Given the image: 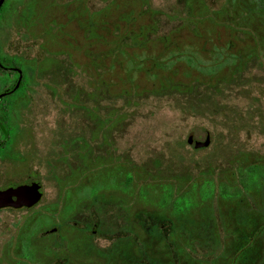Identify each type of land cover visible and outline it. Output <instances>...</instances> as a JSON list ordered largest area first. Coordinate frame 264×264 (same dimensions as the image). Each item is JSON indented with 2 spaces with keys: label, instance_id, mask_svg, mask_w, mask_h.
Masks as SVG:
<instances>
[{
  "label": "rangeland",
  "instance_id": "rangeland-1",
  "mask_svg": "<svg viewBox=\"0 0 264 264\" xmlns=\"http://www.w3.org/2000/svg\"><path fill=\"white\" fill-rule=\"evenodd\" d=\"M0 63V264H264V0H3Z\"/></svg>",
  "mask_w": 264,
  "mask_h": 264
},
{
  "label": "water",
  "instance_id": "water-1",
  "mask_svg": "<svg viewBox=\"0 0 264 264\" xmlns=\"http://www.w3.org/2000/svg\"><path fill=\"white\" fill-rule=\"evenodd\" d=\"M3 0H0V6ZM187 143H193L195 149L204 148L209 145V135L205 137L204 141H197L189 134L186 138ZM41 199L40 185L36 182L26 184H19L14 187H7L0 190V209L4 207H31L39 202Z\"/></svg>",
  "mask_w": 264,
  "mask_h": 264
},
{
  "label": "flooded vegetation",
  "instance_id": "flooded-vegetation-1",
  "mask_svg": "<svg viewBox=\"0 0 264 264\" xmlns=\"http://www.w3.org/2000/svg\"><path fill=\"white\" fill-rule=\"evenodd\" d=\"M7 72V67H4L1 63H0V74H2V75H6V72ZM14 70H15V68H14ZM16 72H17V74L19 75V70H17L16 69ZM3 77V76H2ZM5 79H6V76L4 77ZM19 81H20V78L18 79V85H19ZM17 84H16V88H17ZM15 88V87H14ZM11 91V90H10ZM10 91H7V90H3V91H0V100H1V97L2 96H4V95H7V93L9 94L10 93ZM0 128H1V126H0ZM0 144H2V142L0 143ZM19 185V184H18ZM14 186H16V185H12V186H7V187H14ZM7 187H5V188H7ZM5 188H3V189H5ZM3 189H0V190H3ZM36 205V204H35ZM35 205H33V206H31V207H20V208H13V207H4V208H1L0 209V211L1 210H6V209H8V210H29V209H31V208H33Z\"/></svg>",
  "mask_w": 264,
  "mask_h": 264
},
{
  "label": "trees",
  "instance_id": "trees-1",
  "mask_svg": "<svg viewBox=\"0 0 264 264\" xmlns=\"http://www.w3.org/2000/svg\"><path fill=\"white\" fill-rule=\"evenodd\" d=\"M7 70H8V74H7V72H6V75H7L6 77L9 78V76H10L9 74L11 73V71L14 70V67H9ZM8 75H9V76H8ZM262 175H264V172L262 173Z\"/></svg>",
  "mask_w": 264,
  "mask_h": 264
}]
</instances>
